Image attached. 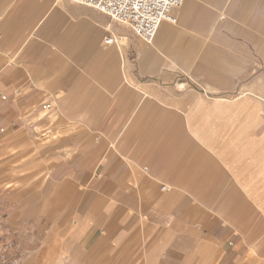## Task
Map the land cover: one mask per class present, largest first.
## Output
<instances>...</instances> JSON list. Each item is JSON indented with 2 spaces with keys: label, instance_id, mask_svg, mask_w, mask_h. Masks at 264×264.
I'll return each instance as SVG.
<instances>
[{
  "label": "crops",
  "instance_id": "crops-1",
  "mask_svg": "<svg viewBox=\"0 0 264 264\" xmlns=\"http://www.w3.org/2000/svg\"><path fill=\"white\" fill-rule=\"evenodd\" d=\"M173 14L148 44L83 4L0 0V187L21 165L66 264H264V0Z\"/></svg>",
  "mask_w": 264,
  "mask_h": 264
},
{
  "label": "rangeland",
  "instance_id": "rangeland-1",
  "mask_svg": "<svg viewBox=\"0 0 264 264\" xmlns=\"http://www.w3.org/2000/svg\"><path fill=\"white\" fill-rule=\"evenodd\" d=\"M21 169L9 164L11 176L0 187V264H66L63 230L39 225L31 210V181L21 180Z\"/></svg>",
  "mask_w": 264,
  "mask_h": 264
},
{
  "label": "built area",
  "instance_id": "built-area-1",
  "mask_svg": "<svg viewBox=\"0 0 264 264\" xmlns=\"http://www.w3.org/2000/svg\"><path fill=\"white\" fill-rule=\"evenodd\" d=\"M73 3L92 7L107 15L110 20L125 24L135 35L151 44L160 23L164 20L175 22L173 11L184 0H69ZM105 43L113 41L112 36ZM161 189H167L161 186Z\"/></svg>",
  "mask_w": 264,
  "mask_h": 264
}]
</instances>
